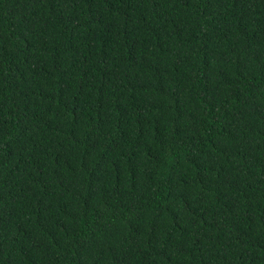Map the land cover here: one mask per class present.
Instances as JSON below:
<instances>
[{"label": "trees", "instance_id": "16d2710c", "mask_svg": "<svg viewBox=\"0 0 264 264\" xmlns=\"http://www.w3.org/2000/svg\"><path fill=\"white\" fill-rule=\"evenodd\" d=\"M0 264H264V0H0Z\"/></svg>", "mask_w": 264, "mask_h": 264}]
</instances>
